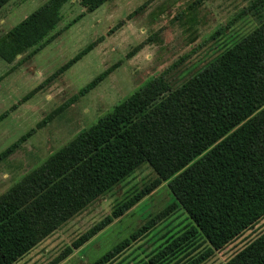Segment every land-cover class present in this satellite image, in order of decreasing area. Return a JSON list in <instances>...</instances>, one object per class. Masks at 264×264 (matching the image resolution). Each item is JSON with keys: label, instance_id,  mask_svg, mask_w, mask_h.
I'll use <instances>...</instances> for the list:
<instances>
[{"label": "trees", "instance_id": "16d2710c", "mask_svg": "<svg viewBox=\"0 0 264 264\" xmlns=\"http://www.w3.org/2000/svg\"><path fill=\"white\" fill-rule=\"evenodd\" d=\"M9 1L0 0V8ZM69 1H46L0 37V60L10 64L31 51L24 63L53 41L61 8ZM109 1L77 0L87 13ZM242 14L254 17L257 27L187 81L172 89L165 80L180 59L0 196V264H14L143 164L156 178L75 238L59 259L84 246L162 182L174 203L89 264L110 263L177 206L192 225L140 264H204L264 217V0H252ZM92 48L79 52L47 82ZM111 72L105 70L61 109ZM225 264H264V233Z\"/></svg>", "mask_w": 264, "mask_h": 264}, {"label": "rangeland", "instance_id": "374dc122", "mask_svg": "<svg viewBox=\"0 0 264 264\" xmlns=\"http://www.w3.org/2000/svg\"><path fill=\"white\" fill-rule=\"evenodd\" d=\"M46 1L10 0L1 7L0 37ZM251 1L111 0L91 13L77 0L67 2L61 8L53 41L24 63L21 60L31 51L10 64L0 60V154L31 132L14 153L0 159V196L180 59L165 76L172 89L253 31L256 19L242 14ZM91 45L88 54L47 82ZM109 68L112 72L96 88L61 109ZM155 178L147 164L139 166L14 264H89L174 203L167 182L84 246L65 258L59 256L75 238ZM191 225L183 208L177 206L108 264H140ZM263 233L264 217L204 264H225Z\"/></svg>", "mask_w": 264, "mask_h": 264}]
</instances>
